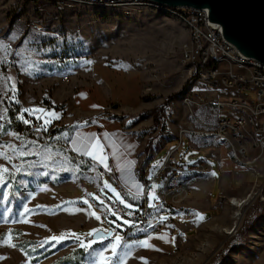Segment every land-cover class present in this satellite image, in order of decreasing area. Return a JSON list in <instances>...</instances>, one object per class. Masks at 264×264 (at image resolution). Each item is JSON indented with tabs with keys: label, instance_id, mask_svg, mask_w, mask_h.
Wrapping results in <instances>:
<instances>
[{
	"label": "rangeland",
	"instance_id": "1",
	"mask_svg": "<svg viewBox=\"0 0 264 264\" xmlns=\"http://www.w3.org/2000/svg\"><path fill=\"white\" fill-rule=\"evenodd\" d=\"M44 8L39 10L31 0H0V38H7L3 42L8 45L7 52L0 49V169H9L0 171V264H101V252L107 264H120L126 250L129 255L124 264H264V190L260 186L264 178L255 183L243 169L229 184L227 191H233L224 197L230 198L231 204L243 202L235 230L226 233L219 225L203 227L178 249L151 253L138 243L146 240L141 232L144 225L118 215L113 206L120 203L139 210L137 203L124 196L120 185L108 175V165L70 149L69 137L83 119L67 98L56 103L53 99L61 75L73 74L85 80L87 69L97 60L116 62L132 71L129 76L133 83L124 84V91H135L140 77L144 98L150 101L148 110L170 96L178 97L185 85L179 69L183 45L190 38L186 24L147 6L128 10L74 4L60 11L47 3ZM23 40L35 42L21 43ZM100 63L95 62L94 67L108 83L107 96L116 97L122 87H116ZM248 92L255 98L253 91ZM46 96L52 98L51 107L40 111L43 108L37 104ZM226 110L220 115L225 116ZM21 115L28 123L20 119ZM162 117L163 113L159 121ZM46 120L50 123L45 124ZM209 151L208 147L183 146L175 156L183 164H192ZM208 160L218 171L216 159ZM105 181L110 188L105 187ZM157 186L148 192L152 206ZM188 190L189 195L169 197L166 210L185 209L193 200L191 183ZM204 190L206 196L208 188ZM197 203L206 205L202 197ZM25 206L29 211L21 216ZM235 206L227 210L230 227L238 220L234 212L239 207ZM158 213L154 210L149 224ZM202 215L205 219L209 213ZM125 220L131 223L125 224ZM99 229H113V234L92 239L91 247L79 251V244ZM62 235L65 239L60 243L51 240ZM116 235L123 239L113 256L111 245Z\"/></svg>",
	"mask_w": 264,
	"mask_h": 264
},
{
	"label": "crops",
	"instance_id": "2",
	"mask_svg": "<svg viewBox=\"0 0 264 264\" xmlns=\"http://www.w3.org/2000/svg\"><path fill=\"white\" fill-rule=\"evenodd\" d=\"M95 62H101V68L110 72V79L117 84V88L128 82L133 83L134 79L129 76L132 71L127 70L119 63L110 64L104 60ZM94 63L87 69L88 76L85 80L78 79L72 74L70 83L62 81L54 93L55 103L60 102L62 97L67 98L83 119L69 137L70 149L83 158H90L100 165H108V169L113 166L124 196L132 203H137L138 207L142 201L139 196L145 192L146 184L152 181L147 189V203L151 205L149 189L158 183L157 198L164 176L163 173L157 176V173L169 150L178 144L179 127L188 119V112L181 102L182 93L166 106L163 117L156 123L153 116L146 112L151 106H148L150 101L144 98L140 77L137 82L140 88L137 86L135 91L127 92L122 87L120 93L116 97L112 96V99L107 96L108 83L97 74ZM98 84L102 86L103 91L98 87ZM207 94L217 95L220 93ZM115 104L118 106L115 107ZM109 106H111V110L108 108ZM219 112L214 108L198 110V113L209 123H216L223 117ZM87 118L92 119L91 123L84 122ZM93 144L97 146L92 148ZM86 145L88 151L92 152L91 156L84 151ZM183 146H187L189 149L208 147L210 151L206 153L205 157L216 159L218 171L210 162L209 172L191 180V191L194 192L193 200L189 201L185 209L174 212L159 211L157 220L170 219L165 230L150 234V226H144L141 229L143 237L148 241L147 250L151 253L160 254L178 249L185 241H191L203 227L211 229L219 225V229H223L226 233L230 227L228 206L236 204H231L230 198L226 199L224 194L229 195L233 191L230 189L231 191L228 192L227 188L231 181L238 178L239 174L243 172V168L232 160L229 149L225 145H221L220 150L217 151L213 142L186 136L178 151ZM155 160L158 161L157 165H154ZM142 178H145L146 181L143 182ZM205 187L208 188L206 196ZM216 192L217 194H215ZM200 197L206 201L204 207L197 205V200ZM202 213H209V216L200 220L199 214ZM162 217L164 219H161ZM160 237H164V239Z\"/></svg>",
	"mask_w": 264,
	"mask_h": 264
},
{
	"label": "built area",
	"instance_id": "3",
	"mask_svg": "<svg viewBox=\"0 0 264 264\" xmlns=\"http://www.w3.org/2000/svg\"><path fill=\"white\" fill-rule=\"evenodd\" d=\"M38 9H45L47 3L62 11L65 6L87 4L100 8L147 6L182 20L190 31L189 41L185 42L180 59V74L184 78L181 94L182 105L188 112V119L177 132L178 144L172 147L164 159L157 176L161 173V184L157 198L152 205L147 203V189L139 197V210H132L120 203L113 206L118 215L128 217L133 222L150 226L149 233L155 234L167 228L170 219L157 220L154 210H166L169 197L189 195L190 180L210 171L208 157L192 164H183L175 154L184 143L186 136L198 137L213 142L216 150L221 145L229 149L232 160L248 172L255 180L264 178V64L243 57L238 50L227 42L218 26L209 22L208 14L199 8H172L147 0H31ZM131 10V9H130ZM63 82L69 83V74L61 75ZM186 87V88H185ZM248 91L255 93L253 98ZM220 93L208 95L207 93ZM51 96H46L38 107L49 109ZM227 109V115L216 123H209L198 113L199 109ZM91 118L85 123H91ZM108 175L121 185L113 166ZM264 190V183L260 184ZM233 203V199H231Z\"/></svg>",
	"mask_w": 264,
	"mask_h": 264
},
{
	"label": "water",
	"instance_id": "4",
	"mask_svg": "<svg viewBox=\"0 0 264 264\" xmlns=\"http://www.w3.org/2000/svg\"><path fill=\"white\" fill-rule=\"evenodd\" d=\"M172 8H199L222 37L245 58L264 64V0H147ZM115 107L118 105L115 104ZM235 222L232 230L238 226ZM113 229H99L93 239L109 238Z\"/></svg>",
	"mask_w": 264,
	"mask_h": 264
},
{
	"label": "snow or ice",
	"instance_id": "5",
	"mask_svg": "<svg viewBox=\"0 0 264 264\" xmlns=\"http://www.w3.org/2000/svg\"><path fill=\"white\" fill-rule=\"evenodd\" d=\"M34 34H35V33H34ZM40 35H43V33H40ZM4 39H7V38H0V49H3L5 52H7V51H8V45L5 44V43L3 42ZM34 42H35V41H31V42H30V41H27V40H23V41H21V43H29V44H32V43H34ZM69 42H70V41H69ZM18 47H19V46H18ZM20 54H21V53H20L19 51H17V52L15 53L16 56H19ZM89 63H90V62H89ZM24 111H25V112H30L31 110H30V109H24ZM40 111H44V109H40ZM50 115H52V116H56L55 113H51ZM56 118H59V117L57 116ZM20 119L23 120L24 123H28V121L25 120L24 117H23L22 115L20 116ZM47 123H50V121L46 120V121H45V124H47ZM73 143H75V142H73ZM96 146H97V145H95V144L91 145L92 148H95ZM74 150H76V149L74 148ZM84 151H85L89 156L92 155V152H91V151H88V146H87V145L84 146ZM22 155H23V154H22ZM9 159H10V158H9ZM101 159H103V158H101ZM0 171L8 172L9 169L5 167V168L0 169ZM17 171H19V169H17ZM30 174H31V173H29V175H30ZM43 174H44L45 176H47V175H48V172H44ZM213 175H215V173H213ZM53 179H56V177L53 176ZM105 187H109V188H110L111 185H109V184L107 183V181H105ZM112 191L115 192V189L113 188ZM116 195H117V197L119 198V195H120V194L117 193ZM152 198H153V199L156 198L154 194H153ZM120 202H121V203H124L123 200H121ZM85 203H87V201H85ZM128 207H131V205H128ZM28 211H29V209L27 208V206H25L24 209H23V212L20 213V215L23 216V214L26 213V212H28ZM92 215H96V214L93 212ZM112 215L115 216L116 213H115V212H112ZM199 217H200V219H204V217H203L202 214H199ZM96 218H97L98 220L100 219L99 216H97ZM161 219H164V218L162 217ZM124 223H125V224H129V223H131V222L128 221V220H125ZM93 231H95V230H93ZM9 235H10V234H9ZM89 235H91V233H89ZM160 238H161V239H164V237H160ZM63 239H65V237H64L63 235H62V236H59V237H56V236L51 237V240H52V241H55L56 243H60ZM122 239H123V238H122L121 236H119V235H116V236L114 237L115 243H113V244L111 245V252H112V255H113V256H116V255H117V249L121 247L120 242H121ZM173 239H174V238H173ZM46 243H47V241H46ZM91 243H92V242H89L88 244H84L83 242H81V247H91ZM138 243L141 244V245L144 246V247H148V246H149L147 240L139 241ZM11 246H12V247H15V244H11ZM129 249H130V246H129ZM105 251H107V249H105ZM99 255H100V257H101V264H107V258L104 257L103 252L99 253ZM128 255H129V251L126 250L125 253H124V257H122V258L120 259V264H124V259H125Z\"/></svg>",
	"mask_w": 264,
	"mask_h": 264
},
{
	"label": "trees",
	"instance_id": "6",
	"mask_svg": "<svg viewBox=\"0 0 264 264\" xmlns=\"http://www.w3.org/2000/svg\"><path fill=\"white\" fill-rule=\"evenodd\" d=\"M174 98H175V96H170L168 99H166V100L164 101L163 104H161V105L158 106L157 108L150 109V110L147 111L148 114L153 115V117H154V122L157 123V122L159 121L160 116H161L162 113L164 112L166 106H167V105H168V104H169ZM148 146H149V144H148ZM71 236H75V234L72 233ZM92 239H93V237H89V239L84 240V241H82V242H83L84 244H86L87 242H90ZM80 242H81V241H80ZM84 249H85V247H81V243H80L79 246H78V250L84 252Z\"/></svg>",
	"mask_w": 264,
	"mask_h": 264
},
{
	"label": "bare ground",
	"instance_id": "7",
	"mask_svg": "<svg viewBox=\"0 0 264 264\" xmlns=\"http://www.w3.org/2000/svg\"><path fill=\"white\" fill-rule=\"evenodd\" d=\"M235 199L236 198H234L233 200L235 201ZM245 201V200H244ZM234 203H236L237 205H238V209H236V211L234 212V216H235V218H238V220L240 219V217H241V215H242V205H243V202H241L240 200H237L236 202H234ZM235 222H237V221H233V223L235 224ZM232 226H234L233 224H232ZM230 227L228 230H227V233H230L231 231H233V230H230V229H232L233 227Z\"/></svg>",
	"mask_w": 264,
	"mask_h": 264
}]
</instances>
